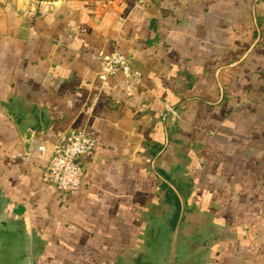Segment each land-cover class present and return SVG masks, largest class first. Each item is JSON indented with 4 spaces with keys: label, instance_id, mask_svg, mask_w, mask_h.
Here are the masks:
<instances>
[{
    "label": "crops",
    "instance_id": "1",
    "mask_svg": "<svg viewBox=\"0 0 264 264\" xmlns=\"http://www.w3.org/2000/svg\"><path fill=\"white\" fill-rule=\"evenodd\" d=\"M71 131L95 142L76 194L43 179ZM0 199L32 264L125 262L181 203L217 233L204 264H264V0H0Z\"/></svg>",
    "mask_w": 264,
    "mask_h": 264
},
{
    "label": "water",
    "instance_id": "2",
    "mask_svg": "<svg viewBox=\"0 0 264 264\" xmlns=\"http://www.w3.org/2000/svg\"><path fill=\"white\" fill-rule=\"evenodd\" d=\"M47 126L41 119V115L35 112L27 113L17 123V130L23 144L26 146L33 138H37ZM153 172V165H151ZM156 174V173H155ZM158 178V176L156 174ZM160 180H162L160 178ZM164 183L173 187L168 183ZM181 202V201H180ZM2 201L0 199V210ZM183 206L181 203L180 217L176 225L172 241L168 250L164 246L155 247L143 264H204L202 250L207 247L199 241L188 244L181 257H177L176 236L179 222L182 217ZM0 264H32L31 247L28 237L9 225L0 215Z\"/></svg>",
    "mask_w": 264,
    "mask_h": 264
},
{
    "label": "built area",
    "instance_id": "3",
    "mask_svg": "<svg viewBox=\"0 0 264 264\" xmlns=\"http://www.w3.org/2000/svg\"><path fill=\"white\" fill-rule=\"evenodd\" d=\"M101 62L102 70L98 78L102 82L119 71L129 72L126 59L120 52L103 56ZM167 109L174 114L170 108ZM94 146L95 142L83 132L71 131L66 134L63 141L51 153L44 172V182L65 193H78L83 186L82 160ZM38 150L42 153L44 148L40 147Z\"/></svg>",
    "mask_w": 264,
    "mask_h": 264
},
{
    "label": "flooded vegetation",
    "instance_id": "4",
    "mask_svg": "<svg viewBox=\"0 0 264 264\" xmlns=\"http://www.w3.org/2000/svg\"><path fill=\"white\" fill-rule=\"evenodd\" d=\"M180 211L181 209L176 208L173 213L158 217L152 229L149 231V235L145 239L143 246L139 248L135 254L129 256L125 262L120 264H143L154 247L164 246L165 249L168 250L180 217ZM182 212L176 236L177 257L179 258L183 255L188 244L192 241H199L209 246L210 249L213 248L218 238L217 233H215L213 229L206 230L199 226L189 225L185 221V218L189 214H193V212H188L187 210H183ZM208 249L209 248L206 247L202 250V256L205 262L209 258Z\"/></svg>",
    "mask_w": 264,
    "mask_h": 264
},
{
    "label": "rangeland",
    "instance_id": "5",
    "mask_svg": "<svg viewBox=\"0 0 264 264\" xmlns=\"http://www.w3.org/2000/svg\"><path fill=\"white\" fill-rule=\"evenodd\" d=\"M18 1H24L26 5L34 6V5H38L40 3L53 4V3H57V2L63 1V0H18ZM77 1H94V2H100L102 4H108V3H112V2H117L119 0H77Z\"/></svg>",
    "mask_w": 264,
    "mask_h": 264
}]
</instances>
